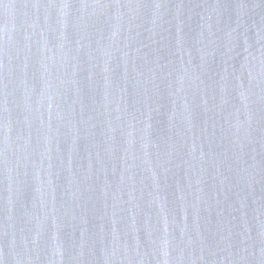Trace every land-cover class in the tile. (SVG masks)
Wrapping results in <instances>:
<instances>
[{"label":"water","instance_id":"water-1","mask_svg":"<svg viewBox=\"0 0 264 264\" xmlns=\"http://www.w3.org/2000/svg\"><path fill=\"white\" fill-rule=\"evenodd\" d=\"M0 264H264V0H0Z\"/></svg>","mask_w":264,"mask_h":264}]
</instances>
